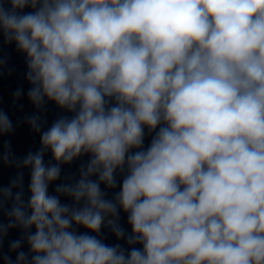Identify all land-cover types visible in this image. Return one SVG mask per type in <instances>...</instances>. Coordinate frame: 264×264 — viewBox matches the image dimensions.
Wrapping results in <instances>:
<instances>
[{
    "label": "clouds",
    "instance_id": "1",
    "mask_svg": "<svg viewBox=\"0 0 264 264\" xmlns=\"http://www.w3.org/2000/svg\"><path fill=\"white\" fill-rule=\"evenodd\" d=\"M0 36L26 57L40 134L24 157L0 146L30 170L27 199L23 171L0 185V250L22 232L3 264H264V0H0ZM46 102L72 115L42 130Z\"/></svg>",
    "mask_w": 264,
    "mask_h": 264
}]
</instances>
